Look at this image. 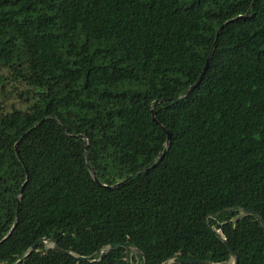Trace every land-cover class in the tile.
Masks as SVG:
<instances>
[{"label": "trees", "instance_id": "obj_1", "mask_svg": "<svg viewBox=\"0 0 264 264\" xmlns=\"http://www.w3.org/2000/svg\"><path fill=\"white\" fill-rule=\"evenodd\" d=\"M243 208L264 219V0H0V264L42 238L69 254L19 264H233L217 223L264 264Z\"/></svg>", "mask_w": 264, "mask_h": 264}, {"label": "water", "instance_id": "obj_2", "mask_svg": "<svg viewBox=\"0 0 264 264\" xmlns=\"http://www.w3.org/2000/svg\"><path fill=\"white\" fill-rule=\"evenodd\" d=\"M204 71L201 74V76L198 79L196 84H198L199 81L201 80V78H202V76L204 74ZM151 115H152V119L155 120L153 111H151ZM163 130L165 131V133L167 135V142H168L169 139H170V134L164 128H163ZM163 157H164V153L160 156V158L150 168H154L156 165H158L162 161ZM86 161H87V159H86ZM94 179L96 181V178H94ZM25 184H26V181L23 184V186L21 187L20 193L22 192ZM18 213H19V207H17L15 222H14V224H13V226H12L10 231L13 230V228L15 227V225L17 223ZM241 216L242 217H253L256 221L259 222L260 226L264 229V219L256 211L243 208V209H241ZM211 230L224 243L225 247L227 248V250H228V252L230 254V257L233 259V264H237V258L235 256V253L233 252V250L231 249V247L229 246L227 241L220 234V224H218V223L215 224L214 227ZM9 234H10V232L7 234V236L3 240H5L9 236ZM40 245L45 246L47 248H52L53 250L61 252V253L66 254V255L69 254V252H67V251L60 250L54 243L50 242L47 238H42V239H39L38 241H36L30 247V249L27 251V253L21 259H19L15 264H19L21 261H23L29 254L32 253V251H34ZM116 248H123V249L129 251L131 255H136L137 257L141 256L143 258V263L142 264H146L145 259H144V255L138 249L131 248L127 244H111V245H109L107 247V249L103 250L100 253L99 259H101L106 254L107 251L113 250V249H116ZM77 258L79 260H82V261H88L89 260L87 257H77ZM166 264H210V263L207 262V261H201V260H197V259L175 258L173 260L168 261Z\"/></svg>", "mask_w": 264, "mask_h": 264}]
</instances>
